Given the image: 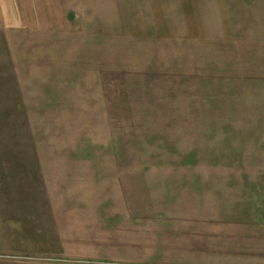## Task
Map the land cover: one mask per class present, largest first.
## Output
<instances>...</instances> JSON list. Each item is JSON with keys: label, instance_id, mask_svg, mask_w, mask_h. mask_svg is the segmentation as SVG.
I'll return each instance as SVG.
<instances>
[{"label": "rangeland", "instance_id": "374dc122", "mask_svg": "<svg viewBox=\"0 0 264 264\" xmlns=\"http://www.w3.org/2000/svg\"><path fill=\"white\" fill-rule=\"evenodd\" d=\"M195 1L0 0V264H100L53 211H264V94Z\"/></svg>", "mask_w": 264, "mask_h": 264}, {"label": "crops", "instance_id": "0c3cea01", "mask_svg": "<svg viewBox=\"0 0 264 264\" xmlns=\"http://www.w3.org/2000/svg\"><path fill=\"white\" fill-rule=\"evenodd\" d=\"M202 1L209 15L221 9L225 72H237L242 94H264V0ZM53 212L64 243L111 239L100 264H264V211H109L111 238L105 211Z\"/></svg>", "mask_w": 264, "mask_h": 264}]
</instances>
